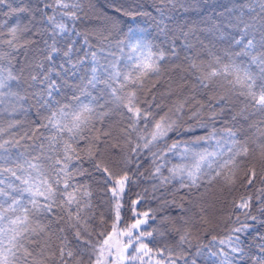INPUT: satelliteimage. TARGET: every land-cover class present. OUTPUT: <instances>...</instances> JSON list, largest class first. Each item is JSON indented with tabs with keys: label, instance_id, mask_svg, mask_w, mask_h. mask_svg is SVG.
Masks as SVG:
<instances>
[{
	"label": "snow or ice",
	"instance_id": "obj_1",
	"mask_svg": "<svg viewBox=\"0 0 264 264\" xmlns=\"http://www.w3.org/2000/svg\"><path fill=\"white\" fill-rule=\"evenodd\" d=\"M2 4L30 19L0 47V264H197L205 254L218 257L214 264H264V236L247 239L259 218L253 209L264 217V0L204 28L175 18L192 7L185 0H153L166 39L132 44L139 56L123 68L119 32L76 26L92 16L115 24L151 15L136 0H109L115 19L96 13L92 0ZM205 31L216 43L204 44L197 33ZM22 48L34 52L23 63ZM112 116L118 135L98 127ZM196 128L209 131L173 139ZM96 178L107 197L100 203L88 183ZM216 185L232 197L225 218L213 222L196 201L180 206L188 215L179 220L165 211L173 191ZM149 193L158 208L138 211Z\"/></svg>",
	"mask_w": 264,
	"mask_h": 264
},
{
	"label": "trees",
	"instance_id": "obj_2",
	"mask_svg": "<svg viewBox=\"0 0 264 264\" xmlns=\"http://www.w3.org/2000/svg\"><path fill=\"white\" fill-rule=\"evenodd\" d=\"M117 2H122V0H117ZM185 2L191 4L192 7L188 11H177L175 13V18L179 20L181 24L187 22L192 26L198 25L201 28H204L205 24L203 22L216 21L217 23H219L222 19L226 20L228 18L229 13L239 11L241 6L247 5L248 0H185ZM11 3L13 8H19L23 5H29L32 8H36L39 6L40 0H11ZM87 3L88 0H85L86 5ZM92 3L95 5L94 11L96 13H105L108 17L114 19L116 18V14L112 12L110 8L107 7L109 0H92ZM136 3L143 5L141 11L149 12L151 13V15H140L136 16L135 18L121 16L116 19L115 24H113L111 19H105L104 15L92 16L90 22L86 25L78 24L76 26V30L79 32H83L85 30H92L98 34L103 33L105 35L109 34L106 29H114L115 32H119L120 39L125 41V45H122L123 59H121L120 62L122 68L125 64L133 63V60L139 56L138 52L134 53L132 51V44L136 43L137 41H140L141 43H152L159 45L162 40L166 39L156 27V23L153 20V17H155L156 20H159V16L154 11L152 6L153 0H136ZM222 13L223 16H221ZM29 19L30 17L26 13L9 14V8L7 7V4L0 5V47H2L3 50H7V45L6 43H4V41L9 38V29L11 27L16 26L17 23L27 24ZM37 19H39V16H37ZM197 34L200 36V39L204 41L205 45L211 46L210 42L216 43V37L207 31ZM69 35H71V33H69ZM175 36L179 37V31L175 33ZM24 37L30 38V34L25 33ZM72 38L77 41L76 46L79 49L80 45L83 44V39L79 36H74ZM183 42V38L180 37L179 39H177L176 43L177 50L180 51L181 60L184 54L182 50ZM164 46L166 47L167 45ZM222 47H226V45H222L219 43L217 44V48ZM85 50L87 49L85 48ZM115 51L117 52V57H121V53L119 52V50ZM25 52L27 53L30 59L34 55L32 49H20V53L22 54L18 56V59L21 63L24 62L25 57L23 53ZM129 57H132L133 59H129ZM172 63H180V61H177L175 60V58H173ZM168 67L171 69L172 65L169 64ZM167 75L177 77L179 75V70L177 69L167 72L165 79L167 78ZM163 83L164 81L161 80L160 84ZM34 118L35 117H32V119ZM109 124L112 125L113 134L118 135L120 127L119 118L116 116L105 118L104 123L102 125H98V127H101L102 130H107V126ZM220 126L221 125L217 124V127ZM208 131L209 129L196 128L195 131L191 134H186L181 137L173 136V139H192L193 137L204 136L207 134ZM204 146L206 147L207 145ZM85 167L89 166L85 164ZM97 180L98 178L90 180L88 181V183L92 185V188L94 190V200L97 203H100L102 200H106L107 197L103 196L102 185L99 184ZM257 186H260L259 182H257ZM144 187H148V185L143 184L139 186H132L131 191L126 194L125 199H136L137 193H140ZM252 191L254 192L255 189H253ZM235 195L238 197L240 193H236ZM167 199L169 201H174V203H172L167 209H165V211L167 212V214H169L173 218H176L177 220H179V218H181L182 216L188 215L183 211V209H191L194 201L199 202L207 209V215L209 219H211L213 222L225 218L231 211V204L229 201L232 199V197L228 196L227 194L222 195L219 185L212 186L206 191L201 190V192L195 193L194 195H189L187 189L175 190L172 192V194H169L167 196ZM142 205V207L141 205H137L138 211L156 209L159 206V202L157 200L152 199L151 193H149L148 197L146 198V202L142 201ZM181 205H183V209L180 207ZM106 208L107 206L105 204L99 210L106 211ZM253 213L259 218L254 222H250L252 223L253 227L251 229V234L247 238L249 243H252L254 240L256 242H259L258 237L264 236V223L260 222V220L264 219V217H260V213L256 212L255 208L253 209ZM128 215L130 216L131 213H128ZM222 227L223 225H221L220 228H217V232H220ZM209 238L210 237H204L202 238L201 242L206 244ZM253 251L258 250L254 247ZM196 260L197 264H214V262L218 260V257H213L205 254L196 257Z\"/></svg>",
	"mask_w": 264,
	"mask_h": 264
}]
</instances>
